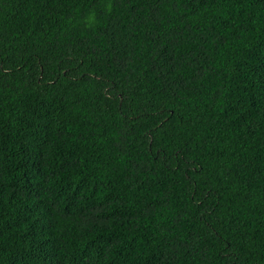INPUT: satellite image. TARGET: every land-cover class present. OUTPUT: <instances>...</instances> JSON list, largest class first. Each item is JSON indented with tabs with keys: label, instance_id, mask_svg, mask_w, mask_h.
<instances>
[{
	"label": "trees",
	"instance_id": "16d2710c",
	"mask_svg": "<svg viewBox=\"0 0 264 264\" xmlns=\"http://www.w3.org/2000/svg\"><path fill=\"white\" fill-rule=\"evenodd\" d=\"M0 264H264V0H0Z\"/></svg>",
	"mask_w": 264,
	"mask_h": 264
}]
</instances>
